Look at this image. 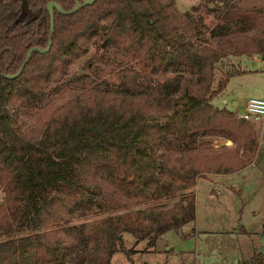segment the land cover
<instances>
[{
    "label": "trees",
    "instance_id": "16d2710c",
    "mask_svg": "<svg viewBox=\"0 0 264 264\" xmlns=\"http://www.w3.org/2000/svg\"><path fill=\"white\" fill-rule=\"evenodd\" d=\"M50 1L83 2L0 0V264H111L125 233L155 247L194 222L199 178L254 159L253 122L212 101L231 58L264 56V0L54 9L50 49L6 78L47 47Z\"/></svg>",
    "mask_w": 264,
    "mask_h": 264
},
{
    "label": "rangeland",
    "instance_id": "374dc122",
    "mask_svg": "<svg viewBox=\"0 0 264 264\" xmlns=\"http://www.w3.org/2000/svg\"><path fill=\"white\" fill-rule=\"evenodd\" d=\"M203 1L176 0V3L181 11H189ZM210 20L204 18V23L208 25ZM234 59L237 68L255 67V73L234 76L224 95L216 96L212 102L218 107L234 109L237 117L248 99L264 98V57L255 54V63L247 56ZM224 64L218 67L216 80L222 78L220 70ZM82 65L83 62L78 63L75 70ZM232 99L239 104L234 107ZM199 143L221 145L220 141L213 140L199 139ZM223 182L229 184L218 188L210 180L197 182L194 222L185 225L180 232H168L155 248L149 247L148 241L138 242L133 234L125 233V246L132 253L128 256L123 251L116 252L111 264H258L257 260L264 254V191L255 189L243 176L236 175ZM230 184L238 191L228 188ZM261 262L264 264V258Z\"/></svg>",
    "mask_w": 264,
    "mask_h": 264
},
{
    "label": "crops",
    "instance_id": "0c3cea01",
    "mask_svg": "<svg viewBox=\"0 0 264 264\" xmlns=\"http://www.w3.org/2000/svg\"><path fill=\"white\" fill-rule=\"evenodd\" d=\"M247 57H249L250 59H253V62L255 63V55L247 56ZM233 59H234V57L229 60V62L227 63L226 69H230V68H232V66L237 67L236 66L237 60H235V59L233 60ZM239 69H240V73L236 74L234 76L242 75L244 73H255V67L250 68V69H243V68H239ZM234 76H232L229 79L227 89H228V86H229L231 79ZM225 91L222 93L223 95H224ZM224 102L226 103L227 99H224ZM232 104L235 107L239 103H238V101H235L234 99H232ZM231 110L235 111L234 109H231ZM253 124L255 125L256 130H257L258 147H257L256 155H255L254 159L252 160V162L249 165H247L246 167H244L243 169H240V170H238L234 173H231V174H225V175L211 174V175H209V177L200 178L198 180V183L201 180H207V181L210 180L218 188H221L222 185L229 184V182H226V183L223 182L224 180L229 179V178L237 175V176H243L245 179H249L250 184L252 186H255V189H259L261 192L264 191V120L263 121H254ZM259 129H260V131H259ZM200 140L201 141L202 140H204V141L209 140V142H212V140L216 141V142L220 141L221 144H225V145H232L233 144L232 141L224 139V138H219V137H203V138H200ZM212 146L217 147V145H212ZM198 183H197V185H198ZM227 187L232 189V190H237L236 187L232 186L231 184L228 185ZM0 193H1V191H0ZM0 200H1V197H0ZM196 201H197V194H196ZM155 247H151V248H155ZM252 249H253V246H252ZM237 262L241 263V261H239V260Z\"/></svg>",
    "mask_w": 264,
    "mask_h": 264
},
{
    "label": "water",
    "instance_id": "95a60500",
    "mask_svg": "<svg viewBox=\"0 0 264 264\" xmlns=\"http://www.w3.org/2000/svg\"><path fill=\"white\" fill-rule=\"evenodd\" d=\"M96 0H83V2H77L76 6L71 9V10H65L62 6H59L56 2L50 1L47 6L46 9L49 12L50 15V32H49V36H48V45L46 48H41V47H32L28 50L25 59L22 63V65L20 66V68L18 69V71L11 75V74H5L4 76L8 79H13L16 78L20 75V73L22 72L25 64L27 63V61L29 60V58L31 57V55L33 54V52H39V53H45L47 52L50 47H51V37H52V33H53V29H54V9L60 13H64V14H71V13H75L76 11H78L80 8L93 4ZM23 6L26 9V3L25 0H23Z\"/></svg>",
    "mask_w": 264,
    "mask_h": 264
},
{
    "label": "built area",
    "instance_id": "2783aa9c",
    "mask_svg": "<svg viewBox=\"0 0 264 264\" xmlns=\"http://www.w3.org/2000/svg\"><path fill=\"white\" fill-rule=\"evenodd\" d=\"M237 117L247 121H261L264 119V98H250L247 100L242 113Z\"/></svg>",
    "mask_w": 264,
    "mask_h": 264
}]
</instances>
